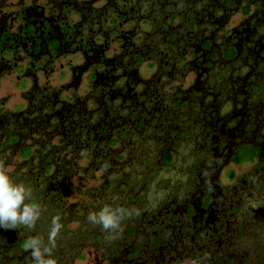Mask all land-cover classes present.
Returning a JSON list of instances; mask_svg holds the SVG:
<instances>
[{
	"label": "trees",
	"instance_id": "1",
	"mask_svg": "<svg viewBox=\"0 0 264 264\" xmlns=\"http://www.w3.org/2000/svg\"><path fill=\"white\" fill-rule=\"evenodd\" d=\"M28 10L31 15L40 14L43 23L39 19L36 27L23 22L15 34L5 26L0 35V65L3 57L22 54L32 76L37 69L48 75L58 59L76 52L82 62L75 68L81 73L90 70L88 91L81 97L72 96L71 103L59 98L61 88L40 87L33 81L23 95L26 106L6 126L7 135L4 143L0 142L6 164L17 156L20 161L15 173L21 166L28 170L26 176L15 175V182H25L31 188L30 202H53L49 215L60 218L61 230L70 218L76 221L75 211L63 207L62 196L70 177L80 170L78 159H87L83 171L92 173L99 165L105 169L94 196L96 203L101 196L109 198L114 193L125 174H117L119 168L129 170L143 157L142 152L152 153L155 140L140 131L142 110L131 101L136 94L141 103L153 90L140 83L138 66L145 60L155 56V80L166 79L159 86L150 79L157 97L151 105L160 111L180 102L184 92L172 89L170 94L162 93L161 86H169L171 80L182 79L187 72L194 73L188 88L201 82L231 86L237 81L250 96L248 101H260V93H264V0H47L44 6L31 2ZM237 15L240 20L230 26ZM73 16L77 21H72ZM115 43L118 51L108 56ZM38 54L43 55L40 60ZM3 67L0 77L8 72ZM241 68L247 71L240 74ZM138 85L142 90L136 93ZM2 104L4 100H0V108ZM170 121L165 118L161 123ZM107 173L114 178L109 180ZM92 206L80 208L82 217L76 231L96 242L99 229L87 220L88 210L96 211ZM36 224L44 230L38 221Z\"/></svg>",
	"mask_w": 264,
	"mask_h": 264
},
{
	"label": "flooded vegetation",
	"instance_id": "2",
	"mask_svg": "<svg viewBox=\"0 0 264 264\" xmlns=\"http://www.w3.org/2000/svg\"><path fill=\"white\" fill-rule=\"evenodd\" d=\"M22 3L13 14L3 13L0 6V35L7 25L13 34L16 29L20 32L23 22L38 27L41 15L28 14L30 3ZM19 40H14L15 48ZM42 57L38 54L37 60ZM2 60L8 72L1 77L19 64L27 67L22 54ZM72 71L78 81L85 74ZM27 75L37 83L28 69ZM140 81L153 89L144 98L150 99L138 103L134 94L131 101L142 110L141 131L153 137L155 145L151 155L142 152L143 157L130 165L106 201L120 210L121 219L117 229L104 232L102 240L94 238L105 246L102 253L94 250L96 263L264 264V100L248 101L250 96L237 81L231 86L201 82L194 89L186 88L180 102L161 112L151 105L157 98L154 84ZM3 105L1 143L6 126L23 110L2 111ZM165 118L171 121L161 123ZM3 151L0 161L6 164ZM238 158L250 159L237 162ZM15 172L14 168L10 175L13 181ZM150 201L153 206L147 207ZM35 225V230L0 228V264H31L26 242L37 235L46 241L47 235ZM64 240L51 256L57 264H74L81 244Z\"/></svg>",
	"mask_w": 264,
	"mask_h": 264
},
{
	"label": "rangeland",
	"instance_id": "3",
	"mask_svg": "<svg viewBox=\"0 0 264 264\" xmlns=\"http://www.w3.org/2000/svg\"><path fill=\"white\" fill-rule=\"evenodd\" d=\"M22 1H23L22 3L23 6L28 5L33 1L35 2V4L39 6H44L47 2V0H22ZM76 1L80 2L85 0H76ZM18 2H20V0H3L1 2V5L3 6L2 12L13 14L18 10L17 8ZM240 18H241L240 15H237L234 18H232L230 26L235 25L240 20ZM77 19L78 18L75 16L72 17L73 22L77 21ZM117 46L118 44L116 43L113 44L110 47V50L107 55L111 56L116 54V52L118 51ZM81 62H82L81 54L74 52L72 54L63 56L60 59H58L53 64V68L48 75H45L42 70L37 69L35 72H33V74L37 79V85L40 87L43 86L50 87L51 89L61 88V92L58 95L59 98L65 100L67 103H71L75 95L81 97L84 96L88 91L87 78L90 70L81 76V79L79 80L80 82L78 81L77 77L74 78L72 74L73 73L72 69L75 68L76 66H79ZM27 69L28 68L25 67V64L22 63L17 65L16 68L13 71H11V73L0 78V100L3 99L5 102L4 105L2 106L1 109L2 111L16 112L17 110H20L26 106V100L24 99L23 95L24 93H26V91H28V89L33 83L32 77L27 75ZM156 71L157 70H156L155 56L153 60L151 59L145 60L144 63L138 66V73L145 82L150 81L151 78L152 79L154 78L153 81H155L154 83L156 85H158V83L161 84L166 83V79L164 77H162L161 80L160 79L155 80L156 76H154V74H156ZM246 71H247L246 68H241L240 74H244ZM193 81H194V73L187 72L185 75H183L182 79L171 80L169 86L165 84H164L165 86L162 85L161 86V88L163 87L162 93L170 94L169 92L172 89H176V91L185 90L186 88L192 86ZM62 87L64 88L62 89ZM141 90H142V85H138L135 87L136 93H139V91ZM260 95H261L260 100H264V93H260ZM141 98L143 97L141 96ZM149 99L150 97L144 99L143 102L149 101ZM86 107L90 108V104L88 102ZM228 107L229 106L227 105L225 110L228 109ZM19 161L20 159L16 156L13 157L12 164H7V167L10 169V173H9L10 175H12L11 173L12 171H14V168H17ZM35 162L36 161L34 160L33 163ZM86 165H87V159L85 157L78 159V167L80 170H78L73 176L70 177L69 183L65 187L64 195L62 196L63 201H65L63 207L65 208L70 207L72 211H75L74 217L76 218V221H73V219L70 218L69 222L66 223L67 225L64 224L66 226L64 230L60 231V233L57 235L55 240V246L62 244L61 241H65L64 240L65 238L69 239L68 241H71L74 246L81 244L80 250L78 252L80 258L79 260H75L74 264H98L94 259V255H93L94 250H97L100 253H102L105 250V246L103 243L99 244L97 242L92 241V239L89 240L83 238V236H79L80 232L76 231L80 224L79 219H81L82 217L80 208L83 206L87 207L89 204H92L93 205L92 207L96 211H98L100 208L104 206H111L109 204L107 205L106 203V199L108 198H104L103 196H101L100 198L97 199L96 203L94 198L95 194L98 191L97 190L98 187L102 183V175L105 173V169L102 168L101 165H99L97 169L91 173L88 170H84V171L82 170L86 167ZM32 167H34V165H32ZM127 171H128L127 168L123 166V168H119L118 170L119 173L117 172V174H120L122 172H123L122 174H124ZM17 172L19 173L20 176L23 177L27 175L28 170L25 167L21 166L20 168H18ZM18 173H16L15 175L18 176ZM106 175L109 180L114 178L109 173H107ZM121 180H124V176L121 177ZM32 187H34V185H32ZM52 203H53L52 201L51 202L44 201V199L40 200L39 202L41 216L38 220V224L42 226L44 230H46L47 232L50 228L49 223L53 219L49 215L50 212L49 208ZM152 206L153 203L150 201V204L147 207H152ZM111 207L115 208L113 206ZM88 212L90 213L89 210ZM89 227L86 229H89ZM98 227L101 229L98 238L102 240L104 238L105 235L104 232L106 230L102 229L100 226ZM82 244L85 246H82ZM182 264H190V263L185 262Z\"/></svg>",
	"mask_w": 264,
	"mask_h": 264
},
{
	"label": "clouds",
	"instance_id": "4",
	"mask_svg": "<svg viewBox=\"0 0 264 264\" xmlns=\"http://www.w3.org/2000/svg\"><path fill=\"white\" fill-rule=\"evenodd\" d=\"M9 173L7 165L0 163V228H32L41 216L40 207L30 202L31 188L24 183L13 181ZM120 219V210L111 206H104L87 216L92 225H98L109 232L117 229ZM62 227L60 218L53 217L46 241L37 235L26 242L25 247L31 250V264H57L51 253Z\"/></svg>",
	"mask_w": 264,
	"mask_h": 264
}]
</instances>
